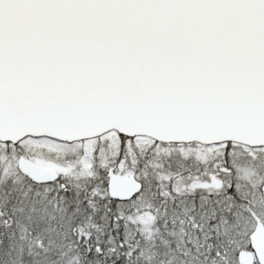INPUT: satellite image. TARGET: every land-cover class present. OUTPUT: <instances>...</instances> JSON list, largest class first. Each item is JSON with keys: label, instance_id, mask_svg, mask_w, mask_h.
Listing matches in <instances>:
<instances>
[{"label": "snow or ice", "instance_id": "snow-or-ice-1", "mask_svg": "<svg viewBox=\"0 0 264 264\" xmlns=\"http://www.w3.org/2000/svg\"><path fill=\"white\" fill-rule=\"evenodd\" d=\"M0 264H264V0H0Z\"/></svg>", "mask_w": 264, "mask_h": 264}]
</instances>
